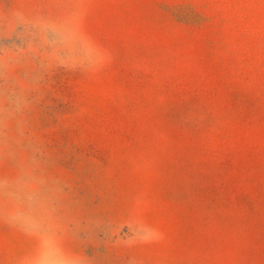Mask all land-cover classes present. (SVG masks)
Listing matches in <instances>:
<instances>
[{
    "label": "rangeland",
    "instance_id": "obj_1",
    "mask_svg": "<svg viewBox=\"0 0 264 264\" xmlns=\"http://www.w3.org/2000/svg\"><path fill=\"white\" fill-rule=\"evenodd\" d=\"M0 264H264V0H0Z\"/></svg>",
    "mask_w": 264,
    "mask_h": 264
}]
</instances>
